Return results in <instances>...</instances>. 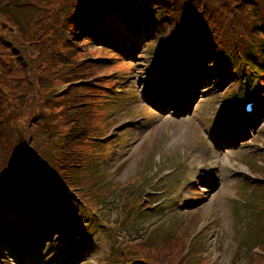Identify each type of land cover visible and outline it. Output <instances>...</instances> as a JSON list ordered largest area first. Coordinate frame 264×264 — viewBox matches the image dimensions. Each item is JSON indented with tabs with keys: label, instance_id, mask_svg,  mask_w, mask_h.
Wrapping results in <instances>:
<instances>
[{
	"label": "rangeland",
	"instance_id": "obj_1",
	"mask_svg": "<svg viewBox=\"0 0 264 264\" xmlns=\"http://www.w3.org/2000/svg\"><path fill=\"white\" fill-rule=\"evenodd\" d=\"M2 1L6 0H0V3ZM59 4L60 3L56 2V5ZM35 10L36 8H30L29 1L23 2L17 13L22 19H25V22L20 23V29L18 31L6 24L8 31L11 32L15 38H21L20 33L24 34L25 32L27 36L32 37L33 40L37 41L40 44V47L46 45L45 48L47 52L54 49L53 41H56L58 43L56 45L57 49L68 54V44L69 42H72V39L70 40L68 37L71 36L64 30L56 32L58 28H55L58 22V16L62 13V11H57L46 23H39L38 26H35L33 23L31 24V22H33L32 18L34 17L33 14L35 13ZM0 23L4 22L0 21ZM225 30L231 34L230 30L227 26H225L220 32L222 37ZM237 30L241 37L244 38L242 31L239 28H237ZM133 36L136 37V35ZM167 43V39L161 34V32L149 33L143 40V53H140L143 56L136 60L133 71H129L127 68L130 66L132 67L130 64L128 66L124 64L112 65L114 61L107 62L108 68L106 69V72L115 70L114 75H120L118 78L119 82H116L117 77L112 79L113 76L107 77L103 81L104 85L110 87L109 89L100 90V84L92 87L87 85L86 82L93 78L92 70L90 69V71H88L84 68L87 64H83L79 69V72L77 74L74 73L69 78V75L72 73H68L67 70L60 68V59H56L53 53H48L42 62V66H44L45 69L50 70L51 73L49 75H44L43 78L38 75V80L42 83L44 88L37 89L35 91V97L37 98L38 103L47 104L49 106L44 108L46 111L49 109L59 111V107L62 106L63 108L66 103H69L66 97L61 96L63 93H70L72 95L79 96L78 99L81 101H83V95L89 93L98 102L95 106L94 116L96 130L92 133L97 138L102 137L105 134L107 136L110 133H113L111 137H115L117 133L119 134V130L137 125L138 123L140 124L137 125L139 131L128 130L126 132L129 140L126 141L123 146L120 145V149H117L118 144L116 140L112 143L104 145L103 147H94L98 146L100 143H107L110 136H107V138L104 137L103 142L100 140H94L91 134H88L87 137L83 139L84 147L85 149L87 148L86 150L88 153L96 151L89 158L90 163L93 166V170L91 171L93 180L107 186L110 185L113 189L107 187V195H105L106 197L102 200L103 202L101 204L99 215L96 217L97 223L95 225V238H88L93 231V228L89 227L87 231H85L82 238V242L86 245L79 243L75 247L77 259H79L78 263L73 261V259H69L68 263L63 262L61 259L63 243L66 240L72 239L77 230L75 226L80 225V222L74 225L72 221V216H76L75 212L77 205L74 201L70 200L71 203L74 204L70 211V202L67 200V196H55L54 194H51V198L53 196L54 199L52 207L58 214L54 223L57 229L50 233L54 234V236H51V238L47 237L46 244L41 242V245L38 246L40 264H140L137 263V261L145 260V256L152 257L149 253H147L149 248H153L155 252L162 251L163 257H165L171 264H185L186 245L189 243L191 238L189 235L200 229V227H204L207 223H209V225L206 227V230L212 234L216 233L217 228L210 230L213 225H211L212 222H209V218H211L212 221H216L221 218V224L219 226L221 243L219 244L217 238V244L213 248V236L208 238V242L210 244L207 242V245H210L209 251H211V253H208V248L207 251L203 253L205 258H207V261L204 264H249L251 256H257L256 252L258 251V246H256L255 243H259V238L263 236V234L257 235V226L260 221L256 223H250L248 221V218L245 216V212L248 211L250 207H247L246 203H243L242 198H240L241 194H239L236 200H233L234 194L237 195L236 188H239V185L235 184L234 181L229 180L231 178L227 175V178H225L222 182L221 187L217 192V194L220 195L221 204H219L218 199H210L214 188L208 189L205 192L204 197L191 199L190 202L194 203L193 205L182 203L181 201H173V198H171L169 193L168 183L166 185L167 190L163 194L154 195V200H156L157 205L154 207L153 211H146V209H144L142 211L146 212L137 215L127 223L125 221L128 213L127 205L132 204L131 199L136 201L135 205L140 204L143 200V197H138L137 194L140 189L138 188L139 185L142 182L144 183L145 179H152V177H154L162 169L166 168V165L169 162L188 164L190 159L184 154L178 156L176 152L182 151V149L189 152L195 147H200L205 144L206 134L211 137V122H208L204 117L209 116V119H213L215 115L212 113L213 110L211 112H208L207 110L208 108L214 109L217 107L220 95H210V91L207 92V96L197 106V114H187L189 108L186 107L185 102H176L173 100V102L170 101L168 104L157 102L162 106H155L162 114L159 115L161 119L158 129L151 132L141 133L142 129L140 128L144 127L146 124L148 125V120L144 121L143 119L136 120L131 118L128 122H125V120L118 121L115 130L113 129L111 131L113 117L112 103L115 102V99H111L109 102L111 95L115 92V90L121 89V86L127 87V91L137 93L139 96L141 94L148 95L153 90L152 82L148 74V53H150L152 59V63L150 64L151 71L160 66H165L168 70V56L165 47ZM231 44L232 43H228L229 46H231ZM177 50L180 52L177 53V59L170 61L173 62L174 65L183 66L186 61L185 52H181V46L177 47ZM84 51L92 56L105 53L103 47L92 45L85 46ZM117 54L118 57L121 55L119 53ZM115 55V53H112V56ZM83 56H85V54L81 51V53L74 58L80 61ZM135 56H137V54ZM0 68V77L4 89L7 90L10 87H14L12 90H18L16 89L18 85L17 80H22L24 78L14 75L4 66ZM66 78L68 79L66 80ZM67 81H74V84L69 85L67 84ZM122 82L124 84H121ZM62 89L64 90L62 91ZM208 96L211 98L206 100ZM144 100L148 101V99L137 101V98L135 102L127 100L125 105L144 103ZM152 102L155 101L149 100L148 104L151 105ZM163 103H165V98H163ZM82 108L85 109V106H82ZM133 109L141 110L142 104L135 106ZM150 111V109L146 110V112ZM199 117H201V119ZM261 117L262 120L256 124L253 130L248 133L249 135H247V139L249 140L253 135H255L251 140V144L240 145L243 149L249 148L251 152L258 151L263 153V149L261 148H264V115L261 114ZM168 129L174 134H169ZM225 133L230 132H220V134ZM259 136L261 137L258 138ZM235 139L236 138L232 137L230 142L236 143ZM257 141L259 142L257 143ZM133 142L134 146H131V143ZM258 146L260 148L259 150ZM85 149L83 150L78 147L80 154L76 156L74 161L75 164L81 165L84 163L80 158ZM221 149L227 150L229 148ZM229 153L235 155V152L229 151ZM129 154L130 156L128 159L122 161V159L127 157ZM248 154L249 152L246 151L243 157L245 159L250 158L251 156ZM97 157L99 158L97 159ZM0 158L2 160H6V156L4 157L3 155V148L0 149ZM1 159L0 173L5 170L6 166H3L4 163ZM108 162L110 164L108 165L110 170L106 168ZM252 167L254 169H249L246 165L236 166L232 169H228L229 171L227 172L234 176L237 173L245 174L250 171L255 175H261L264 177V165L258 167L253 164ZM97 170H99V173L102 175L101 180L96 176ZM72 173L74 179L81 178L80 172L72 171ZM172 178H174V175L171 176V179ZM164 180V182H167V177ZM152 185V181L149 184L145 183V191H153L151 189ZM136 189L137 191L135 192ZM109 193L110 195L108 196ZM133 195L134 197H131ZM164 196L165 199H162ZM229 196L231 197L229 198ZM255 200L257 212L260 213V195L256 194ZM196 203L202 204L196 206ZM173 204L177 207L176 209L183 212L180 214L181 216H176L178 221L170 217L165 210L167 206ZM173 208L174 207H171L168 211H173ZM86 210H84V212ZM199 214H201L202 217H200ZM78 218L80 220L83 219L81 215L78 216ZM193 218L200 219L197 222L193 221L192 224H188V221ZM158 220L165 221L164 225H159L160 227L158 229L151 228L150 225ZM184 223L187 225L179 228V226ZM60 226L63 227L60 229ZM201 240H203L204 243L206 242L205 235H201ZM148 241L152 244H161L151 247V244L146 243ZM120 245L126 253L110 260L112 256L110 252L115 250ZM82 248L84 249L83 253H81ZM218 249L222 250L223 254ZM30 252L31 251H29V253ZM214 254L222 255L219 259H216L214 258ZM193 259L194 252L192 251L188 260L192 261ZM254 260L258 263L253 262L251 264H264V256L261 258L255 257ZM1 264H21V261L19 259V255L15 256V251L13 250L11 253L9 252V254L6 255V259L1 260ZM190 264L198 263L191 262Z\"/></svg>",
	"mask_w": 264,
	"mask_h": 264
},
{
	"label": "trees",
	"instance_id": "obj_2",
	"mask_svg": "<svg viewBox=\"0 0 264 264\" xmlns=\"http://www.w3.org/2000/svg\"><path fill=\"white\" fill-rule=\"evenodd\" d=\"M55 1L61 6L49 11L47 18L50 19L57 11H62L55 28H58L56 32L65 30L72 36V42L68 44V54L57 49L56 41H53L54 49L47 52L46 45L40 47V44L25 32L20 33L21 38H15L7 27L2 28L0 24V67L4 66L14 75L24 78L17 80L18 90H12L14 87L6 90L0 77V149L3 148V155L6 156V160L0 158L3 166L6 165L5 170L0 173V244L4 246H11L16 237L30 236L35 230L42 232L44 228V231H49L50 221L55 222L58 216L53 214L47 205L49 192L53 187L68 192L64 178H70L71 172L80 166L74 161L78 147L83 148L71 139V134L86 123L87 113L76 110L82 101L78 99L79 96L70 93L66 96L69 103L64 110L61 106L59 111H46L44 108L49 106L37 102L35 91L44 88L38 80V75L43 78L51 73L42 66V62L48 53H53L56 59H60V68L72 73L69 78L74 73L77 74L83 64H87L84 66L86 70L96 71L100 67L99 61L103 59L90 60L86 58L89 56H83L78 61L74 57L81 51L87 53L84 48L91 43L114 47L121 33L126 32L121 18L123 10L116 11L111 0ZM152 2L157 6L163 4L167 9L164 17L168 20V25L161 29L168 41L166 47L169 51L173 46L175 34L194 33L205 35L206 38H216L221 37L220 31L227 26L237 45L245 39L236 37L234 29H247L244 32L246 37L255 35L254 43H246L247 46L240 54L233 55L232 59L219 50L211 52L213 60L231 62L226 80L238 78V65H241V72L245 76H250L254 70L260 69L258 79L262 81L260 88L264 97V0ZM96 9L100 11L94 12ZM32 19L31 24L35 26L43 23ZM11 25L17 31L20 29L18 24ZM108 33L111 36H107ZM228 34L225 30L224 36L228 37ZM211 70V73H214L216 68L211 67ZM217 73L219 79L222 74H227L226 70ZM32 171L37 176L46 177L48 184L44 188L33 183L24 185L27 174ZM10 185L17 187L18 196L4 192Z\"/></svg>",
	"mask_w": 264,
	"mask_h": 264
},
{
	"label": "bare ground",
	"instance_id": "obj_3",
	"mask_svg": "<svg viewBox=\"0 0 264 264\" xmlns=\"http://www.w3.org/2000/svg\"><path fill=\"white\" fill-rule=\"evenodd\" d=\"M178 141H181V140H178Z\"/></svg>",
	"mask_w": 264,
	"mask_h": 264
}]
</instances>
